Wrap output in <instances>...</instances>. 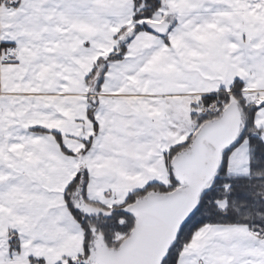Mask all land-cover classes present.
<instances>
[{"label":"snow or ice","instance_id":"6c2138e0","mask_svg":"<svg viewBox=\"0 0 264 264\" xmlns=\"http://www.w3.org/2000/svg\"><path fill=\"white\" fill-rule=\"evenodd\" d=\"M0 264H264V0H0Z\"/></svg>","mask_w":264,"mask_h":264}]
</instances>
